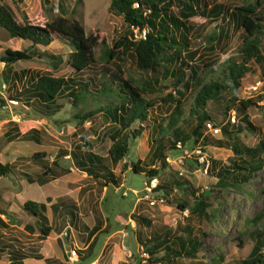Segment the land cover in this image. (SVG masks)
<instances>
[{
  "label": "rangeland",
  "instance_id": "374dc122",
  "mask_svg": "<svg viewBox=\"0 0 264 264\" xmlns=\"http://www.w3.org/2000/svg\"><path fill=\"white\" fill-rule=\"evenodd\" d=\"M250 1H258L260 7H264V0ZM203 2L206 8L212 4H223L229 9L233 5L241 4L243 0H203ZM0 4L7 5L19 22L26 19L31 23L42 25L58 14L74 17L82 24L85 33L101 32L106 39L107 47H112L113 42L125 32L127 27L123 16H114L108 11L109 0H50L45 6H42L41 0H23L19 4H15L13 0H0ZM179 11L180 4L175 0L168 12L179 16ZM189 20L191 26L189 50L196 49V53L194 57L187 58L186 62L194 66L205 80H209L210 77L219 75L223 67L222 62L228 56L237 54L240 30L228 20L227 15L209 21L204 16L196 15ZM221 29L222 35L216 40V35ZM225 31L226 34L223 33ZM174 46L179 45L174 44ZM6 47L25 49L30 57L10 65L11 71L8 76L4 72V63L0 62V99L4 100L5 104L0 106V162L11 166V173L0 177V210L4 212L0 213L3 222L0 224V264L8 263V252L12 248L35 252L41 246L45 250L50 246L62 249L61 258L65 260L64 264H87L96 256L98 261L95 264H145L148 263L149 258L146 252L149 243L145 241L146 238L154 234L162 237L165 233L169 236V240L176 244L178 238L200 240L201 246L196 257L199 260H208L213 255L222 254L223 264H242V259L248 256L255 241V238L249 234L256 226L251 222V218L264 206V193H262L264 151L260 152L261 169L255 171L247 183L217 189V170L229 165L235 158L231 149L207 146L212 164L206 175L191 158L182 159V163L177 161L176 158L180 157L181 153L166 142L168 135L169 139H172L171 129L167 127V114L173 105L167 107V104H163L160 100L168 92L175 98L179 96L170 84L171 77L168 74L162 75L159 71L138 70L129 54L119 55L118 59L109 61L100 59V52L105 46L99 44L94 47L97 62L87 71L88 76L93 78L91 89L99 88L103 80H107L114 87L119 77H132L134 84H141L143 79L152 83L154 79L157 80L154 89H146L143 96L158 98V107L154 106L150 110L149 117L145 121L136 120L131 125L129 130L137 128L139 124L147 126L139 135L128 136L127 155L118 163L111 164L107 151L112 139L108 134L118 127L111 118L99 113L93 119L79 123L73 117L76 109L62 97L58 99L62 104L61 109L52 116H45L33 109L24 97H15L16 93L31 80L30 75L49 73L53 76H71L73 69L66 61V47L60 42L49 46H30V42L10 37L0 27V51ZM53 63L57 66L54 67ZM12 71H23L24 74L20 79H15ZM189 73L187 70V74ZM259 77L257 73L247 72L237 89L224 90L217 95L218 97L209 100L204 107L212 120L219 125L229 124L228 114L235 109L238 125H242V130L236 134L240 142L249 146H257L260 140L264 141V103H261L264 101H258L255 106H248L244 112H238L235 105L226 112L224 108L233 95L237 98L235 102L254 97L256 94L250 86ZM179 88L183 92L184 114L178 122L184 117L194 125L189 109L195 91L193 88L185 90L181 85ZM243 114L248 116L249 121L255 126L254 129L248 128L241 121L240 117ZM183 125L185 130L190 132L189 125ZM236 126L233 124L230 128L235 130ZM15 133L18 136L11 139V135ZM28 134L32 137L23 138ZM161 135L165 139L162 141L164 156L169 157V160L164 158L168 165L165 169H162L160 160L156 158L159 154L158 138ZM82 136L92 140L91 148L95 153L106 157L108 166L117 178L116 184L107 183L106 187H103L102 179L91 177L76 168L73 159L68 155L61 160L62 164L70 167L66 175L42 186L27 180L35 177V174L41 170L40 165L32 159L34 153L44 152L45 157L52 160L59 150H70L74 145L82 142L80 140ZM207 136L221 138L222 134L217 136L207 134ZM184 143L188 148L195 145L192 138ZM170 157L175 159L171 160ZM135 162L145 168L158 170L156 175L158 185L148 198L145 197L146 191L143 190L146 177L142 172L133 171L132 164ZM177 177L187 179L193 188L204 195L203 199L208 206L203 220H200L197 214L190 215L195 198L187 189H179L173 183ZM63 196L72 198L76 204L77 218L72 221L69 220L64 208L52 209L50 206L58 197ZM150 199L156 200L155 203L151 205ZM168 199H174V202L169 203ZM26 200L46 204L45 214L52 228L46 239H39L38 229L33 223L34 219L23 211L22 204ZM177 202L184 203L185 208L180 209ZM139 214L148 222L138 221L134 215ZM262 221L263 219L258 220L257 225H261ZM66 223L70 225L68 230L63 229ZM95 223L98 227L104 226V228L101 232L95 233L96 238L89 246L92 256L83 260L81 255L86 250L83 251L78 247L85 245L90 239V236L85 239L84 232L87 230L84 229L88 226L91 228ZM28 226H32V230ZM114 231L117 233L108 238ZM66 241H71V244L75 245L77 260L72 261L68 257V250L67 253L64 252ZM173 247L176 245L174 244ZM261 252L264 257V245ZM193 260L195 259L187 256L176 258L167 256L166 260L157 264H192ZM26 263L45 264L35 258L27 259Z\"/></svg>",
  "mask_w": 264,
  "mask_h": 264
},
{
  "label": "trees",
  "instance_id": "16d2710c",
  "mask_svg": "<svg viewBox=\"0 0 264 264\" xmlns=\"http://www.w3.org/2000/svg\"><path fill=\"white\" fill-rule=\"evenodd\" d=\"M13 1L15 4H19L23 0ZM174 2L175 0H109L108 11L114 16H123L127 24L125 32L119 35L112 47H107L106 39L101 32L85 33L82 24L74 17L58 14L42 25L31 23L26 19L19 22L7 5L0 4V27L10 37L28 41L30 46H49L60 42L66 47V61L73 69V74L66 77L53 76L49 73L30 75L31 80L16 93L15 97H24L33 109L45 116H52L61 109L62 104L58 102V99L62 97L76 109L73 117L79 123L91 120L99 113L111 118L118 124V127L108 134L112 142L107 151V157L111 164L118 163L129 151L128 136L139 135L147 126L139 124L137 128L129 130L131 125L136 120L145 121L149 117L150 110L154 106L158 107V98L143 96L146 89H154L157 80L154 79L152 83L150 80L143 79L141 84H134L135 81L132 77H119V81L114 87L107 80H103L99 88L91 89L93 78L88 76L87 71L97 62L94 47L103 44L105 49L100 52V59L109 61L118 59L119 55L129 54L134 59L135 67L138 70L159 71L160 74L166 76L168 74L171 77L170 84L179 93L178 98H175L170 92L160 98L163 104H167V107H171L170 104L173 105L167 114V127L171 129L172 137V139H169V135L166 137L169 146L176 148L177 140L184 143L192 138L193 144L200 142L202 145L230 148L235 158L232 163L217 170V189L247 183L252 178V174L262 167L260 152L264 151V141L260 140L257 146L243 144L236 134L242 130V125L237 124L234 130L230 128V125L233 124L229 122H227L229 124L220 125L221 138L207 136L204 133V123L212 118L204 107L209 100L224 90L237 89L241 84L242 77L247 72L264 75V7H260V2L250 0H243L241 4L233 5L229 9L223 4H212L206 8L203 6V0H178L180 4L179 16H174L168 12ZM41 3L42 6H45L50 3V0H41ZM135 3L138 5L134 6ZM196 15L204 16L208 21L227 15L228 20L232 21L235 28L240 30V45L237 48V54L228 56L222 62L223 67L219 75L214 78L210 77L209 80H205L194 66L186 62L187 58L194 57L196 53V49L189 50L191 36L189 19ZM144 27L148 29L146 37L133 38V28L142 29ZM221 35L222 29L216 35V40ZM174 44L179 46H174ZM29 57L30 55L25 49L4 48L0 51V62L5 65V75L8 76L10 73V65ZM170 65H172L171 68ZM53 66L56 67L57 64L53 63ZM187 70H189V74H187ZM12 74L15 79H20L24 72L12 71ZM180 85L185 90L193 88L195 91L189 109V115L194 119V125L184 117L178 122L184 114L183 92L179 88ZM263 98L264 92L235 102L237 98L233 95L226 103L224 112L234 105L238 112H244L248 106H255ZM3 105H5L4 100L0 99V106ZM240 118L248 128H255L246 114ZM183 124L189 125L190 132L185 130ZM126 130L129 134L125 132ZM17 136L15 133L11 135V139ZM31 137L29 134L23 136L25 139ZM158 139L159 154L156 158L160 160L162 169H165L168 167L164 161L165 149L162 144L165 139L162 135ZM80 140L82 142L77 143L70 150H59L52 160H48L44 152L34 153L32 159L40 165L41 170L35 174V177H30L27 180L44 184L68 173L70 167L61 163V160L68 155L73 159V165L87 175L102 179L104 184H116L117 178L108 166L106 157L92 150V140L83 136L80 137ZM132 169L134 172H142L148 178L156 176L158 173L156 168H145L137 162L132 164ZM10 173L11 166L0 162V177ZM173 183L179 189H187L194 196L190 215L197 214L200 220H203L206 217L205 210L208 204L204 201L202 192H198L187 179L181 177H177ZM262 193H264V187ZM168 202L172 203L174 199H168ZM50 206L52 209L64 208L70 221L77 218L76 204L68 196L58 197ZM177 206L180 209L185 208L184 203L177 202ZM22 209L34 219L33 223L38 229L39 239H46L50 234L51 226L45 214V204L26 200L22 204ZM0 213L4 212L0 210ZM134 216L142 223L148 222L143 215ZM260 219L263 221L258 226L257 223ZM251 220L256 226L249 234L255 238V241L248 256L242 259L241 263L263 264L264 257L261 248L264 245V206ZM0 224H3L1 218ZM28 227L32 230V226ZM93 241L94 239L87 248ZM145 241L149 243L146 248L149 256L148 264H157L166 260L167 256L194 258L192 264H223L222 254L213 255L208 260L197 259L201 241L196 238H187L186 240L178 238L176 244L169 240V236L165 233L162 237L156 234L151 235ZM174 244L176 247H173ZM8 253V264H25L23 261L25 258L44 259L46 264H64L57 259L45 258L38 252H26L12 248Z\"/></svg>",
  "mask_w": 264,
  "mask_h": 264
},
{
  "label": "built area",
  "instance_id": "2783aa9c",
  "mask_svg": "<svg viewBox=\"0 0 264 264\" xmlns=\"http://www.w3.org/2000/svg\"><path fill=\"white\" fill-rule=\"evenodd\" d=\"M138 3H135L134 6H137ZM148 29L146 27L142 29L138 28H133V38L139 39V38H145L146 33ZM252 89L253 93H260L264 92V75L259 77L255 82L250 86ZM228 121H230L231 124H238V118L236 116V112L234 110H231L228 114ZM204 133L209 134L211 136H217L221 134V127L218 122L212 119H208L204 123ZM176 149L181 153L180 157L176 158L177 161L182 163V159L185 158H191L193 159L196 164L198 165L199 169L201 172L206 175L209 173L210 168H211V157L210 154L207 152V149L205 148L204 145L201 143L195 144L191 148H188L185 143H183L181 140L176 141ZM166 159L169 160V157H165ZM173 157H170L172 160ZM175 158H173L174 160ZM182 173V172H181ZM144 187L143 190L146 191L145 197H150V193L154 192V189L158 185V179L157 176H152V177H146L144 180ZM207 189V188H206ZM154 199V198H153ZM150 199L149 203L152 205L155 203L156 200ZM68 257L73 261L76 260L77 258V252L76 248L74 247H69L68 248ZM92 264V263H91ZM148 264V263H145Z\"/></svg>",
  "mask_w": 264,
  "mask_h": 264
},
{
  "label": "crops",
  "instance_id": "0c3cea01",
  "mask_svg": "<svg viewBox=\"0 0 264 264\" xmlns=\"http://www.w3.org/2000/svg\"><path fill=\"white\" fill-rule=\"evenodd\" d=\"M83 172V171H82ZM64 175H66V174H64ZM63 176V175H62ZM62 176H59V177H62ZM59 177H57V178H59ZM56 179V178H55ZM52 180H54V179H52ZM52 180H50V181H52ZM50 181H48V182H50ZM48 182H46V183H44V184H39V183H37V182H30V183H37L38 185H45V184H47ZM104 184V183H103ZM103 187H106V184H104L103 185ZM45 206H46V204H45ZM47 210V209H46ZM50 223V222H49ZM68 223V222H67ZM66 223V225H64V227H63V229H65V230H68L69 228H70V225L68 226V224ZM50 225H51V223H50ZM89 226L87 227V228H85L84 230H87L86 232H84V233H86V236H85V239H88V237L90 236V239H88V242L85 244V245H83V246H79L78 248L79 249H81V250H86V251H84V252H82V255H81V257L83 258V260L84 259H86V258H90L92 255H91V252H90V250H89V247L87 248V246H88V244L93 240V239H95L96 238V236H95V233L98 231V232H101L102 231V229L104 228V226H102V227H98V225L95 223V225L94 226H92L91 228H89ZM52 229V228H51ZM89 230V231H88ZM121 230H119V232H120ZM61 232V231H60ZM115 233H117V231H114L113 233H111L109 236H108V238H111L112 236H114L115 235ZM83 234V233H82ZM81 234V235H82ZM84 237H83V235L81 236V239H83ZM81 241H84V240H81ZM69 247H75V245L73 246L72 244H71V241H66V246H65V248H64V252L65 253H67V250H68V248ZM35 252H38V253H41L42 255H43V257H45V258H53V259H57V260H59V261H61V262H65V260L64 259H62L61 258V254H63V251H62V249H60V248H58V249H56V248H54L53 246H50L49 247V249H47V250H45L42 246L39 248V250H37V251H35ZM99 252H101V251H99ZM45 254V255H44ZM99 254V253H98ZM77 258H78V256H77ZM27 259H29V258H25L23 261H24V263L25 264H27L26 262H27ZM36 259V258H35ZM37 260H42L45 264H46V262L44 261V259H37ZM97 261H98V257L96 256L93 260H91L90 262L92 263V264H95V263H97ZM8 262H9V259H8ZM89 262V263H90ZM8 264V263H7ZM88 264V263H87Z\"/></svg>",
  "mask_w": 264,
  "mask_h": 264
},
{
  "label": "clouds",
  "instance_id": "9594fccd",
  "mask_svg": "<svg viewBox=\"0 0 264 264\" xmlns=\"http://www.w3.org/2000/svg\"><path fill=\"white\" fill-rule=\"evenodd\" d=\"M261 77V76H260ZM255 93V92H254ZM260 93H263V92H260ZM256 95H258L259 93H255ZM260 101H264V98L263 99H261ZM261 103H264V102H261ZM234 111H235V109H234ZM200 143V142H199ZM205 146V148H207V146L208 145H204ZM212 164V163H211ZM146 177V176H145ZM78 256V255H77ZM76 260H77V258H76ZM73 261H75V260H73ZM88 264H91V262L90 263H88Z\"/></svg>",
  "mask_w": 264,
  "mask_h": 264
}]
</instances>
